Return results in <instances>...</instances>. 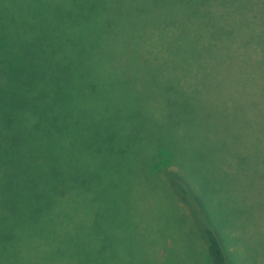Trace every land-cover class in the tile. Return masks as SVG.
Segmentation results:
<instances>
[{
  "label": "rangeland",
  "instance_id": "obj_1",
  "mask_svg": "<svg viewBox=\"0 0 264 264\" xmlns=\"http://www.w3.org/2000/svg\"><path fill=\"white\" fill-rule=\"evenodd\" d=\"M191 60H74L87 95L83 120L91 128L109 122L117 138L111 150L96 142L98 151L80 159L91 176L71 202L69 264H211L176 179L200 204L229 264H264V92L236 86L263 67L211 59V71H198ZM23 255L19 262L29 264Z\"/></svg>",
  "mask_w": 264,
  "mask_h": 264
},
{
  "label": "trees",
  "instance_id": "obj_2",
  "mask_svg": "<svg viewBox=\"0 0 264 264\" xmlns=\"http://www.w3.org/2000/svg\"><path fill=\"white\" fill-rule=\"evenodd\" d=\"M78 59H192L198 71L211 59H256L261 72L236 86L264 92V0H0V264H22L25 250L29 264L72 258L71 202L91 176L80 159L117 138L109 122L83 120ZM174 183L212 263L229 264L200 204Z\"/></svg>",
  "mask_w": 264,
  "mask_h": 264
},
{
  "label": "crops",
  "instance_id": "obj_3",
  "mask_svg": "<svg viewBox=\"0 0 264 264\" xmlns=\"http://www.w3.org/2000/svg\"><path fill=\"white\" fill-rule=\"evenodd\" d=\"M205 251H206V255H207V257L209 258L211 264H213V263H212V260H211V258H210V256H209V253H208L207 247H206Z\"/></svg>",
  "mask_w": 264,
  "mask_h": 264
}]
</instances>
